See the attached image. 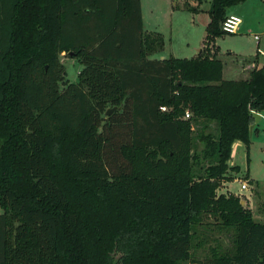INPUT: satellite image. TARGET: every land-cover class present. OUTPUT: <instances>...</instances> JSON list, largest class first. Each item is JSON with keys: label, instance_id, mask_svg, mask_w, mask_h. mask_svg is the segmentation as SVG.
<instances>
[{"label": "trees", "instance_id": "1", "mask_svg": "<svg viewBox=\"0 0 264 264\" xmlns=\"http://www.w3.org/2000/svg\"><path fill=\"white\" fill-rule=\"evenodd\" d=\"M246 1L211 0L200 54L159 60L141 0H0V264L194 262L206 216L234 250L205 264H264V224L217 196L264 112V66L225 80L215 45ZM62 53L82 65L65 89Z\"/></svg>", "mask_w": 264, "mask_h": 264}, {"label": "rangeland", "instance_id": "2", "mask_svg": "<svg viewBox=\"0 0 264 264\" xmlns=\"http://www.w3.org/2000/svg\"><path fill=\"white\" fill-rule=\"evenodd\" d=\"M186 3L199 9L198 13L184 10ZM143 5L146 29L158 27L156 29L163 34L165 41L164 52L152 55L150 59L159 58L163 53L167 58L174 55L181 59L195 58L200 54L210 22L211 0H143ZM172 5L179 10L173 11ZM231 14L242 20L239 32L219 37L215 43L224 63V79L246 80L249 76L244 73L256 68L255 60L264 65V0H248L234 7ZM256 36L260 37L259 41L255 40ZM60 60L66 68L65 81L61 84V89H65L68 84L78 82L82 65L68 53H62ZM257 128L259 131L251 136L249 150L241 142L233 144L230 167H239L240 171L229 172L227 178L232 179L222 182L217 196L239 197L241 204L253 212L255 221L264 223V116ZM56 169L66 177L63 162H57ZM244 184L247 189L242 188ZM1 213L3 208L0 205ZM196 231L192 250L194 262L177 264H205L206 259L217 252L232 254L233 231L215 218L206 216ZM114 258V264H117L119 256Z\"/></svg>", "mask_w": 264, "mask_h": 264}, {"label": "built area", "instance_id": "3", "mask_svg": "<svg viewBox=\"0 0 264 264\" xmlns=\"http://www.w3.org/2000/svg\"><path fill=\"white\" fill-rule=\"evenodd\" d=\"M242 25V20L235 16V15H228V17L226 18V20L223 22V25H222V30L223 32L226 34V35H235L239 32L240 30V27ZM255 40L256 41H259L260 40V37L259 36H256L255 37ZM161 110L163 112H166L167 109L166 108H161ZM185 119H189L190 118V112L187 111L186 114H185ZM243 189H247V186L244 184L242 186Z\"/></svg>", "mask_w": 264, "mask_h": 264}, {"label": "crops", "instance_id": "4", "mask_svg": "<svg viewBox=\"0 0 264 264\" xmlns=\"http://www.w3.org/2000/svg\"><path fill=\"white\" fill-rule=\"evenodd\" d=\"M141 2H142V12H143V23H144V29H146V16H145V11H144V5H143V0H141ZM172 10L173 11H176V10H174L173 9V5H172ZM233 10H234V8H232V9H230L229 10V14L228 15H230L232 12H233ZM156 28H158V27H151V28H149V29H146L145 30V32H147V33H150V32H159L160 30L159 29H156ZM160 33V32H159ZM162 34V33H161ZM163 35V34H162ZM216 45V44H215ZM217 46V45H216ZM220 50V49H219ZM164 52V51H163ZM220 55V54H219ZM174 56V55H173ZM175 57V56H174ZM170 58V57H169ZM155 59H159V60H164V59H168L165 55H164V53L162 54V56L161 57H159V58H155ZM243 63V62H242ZM255 65H256V67H259V68H261V67H263L264 65L263 64H260L259 63V61H256V63H254ZM225 69V68H224ZM244 73V72H243ZM224 74H225V70H224ZM224 74H223V77H224ZM244 74H248V76H249V73H244ZM249 78V77H248ZM247 78V79H248ZM259 115H260V121L262 120V118H263V116H264V112H262V113H258ZM254 130H253V133L255 132V131H259V129L257 128V126H259V122L258 123H256V121L254 122ZM253 135V134H252ZM264 224V223H263Z\"/></svg>", "mask_w": 264, "mask_h": 264}, {"label": "water", "instance_id": "5", "mask_svg": "<svg viewBox=\"0 0 264 264\" xmlns=\"http://www.w3.org/2000/svg\"><path fill=\"white\" fill-rule=\"evenodd\" d=\"M120 110H121V107L109 108V109L107 110V112H106V115H107V116H110V115H112L114 112H116V111H120ZM254 118H255L256 123H258V122L260 121V115H259L258 113H255V114H254ZM253 130H254V125L251 126V128H250L251 136H252V134H253Z\"/></svg>", "mask_w": 264, "mask_h": 264}]
</instances>
